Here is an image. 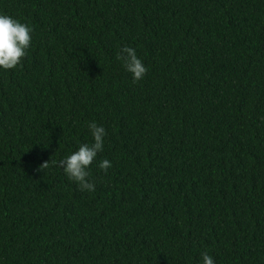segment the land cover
<instances>
[{
    "label": "trees",
    "instance_id": "obj_1",
    "mask_svg": "<svg viewBox=\"0 0 264 264\" xmlns=\"http://www.w3.org/2000/svg\"><path fill=\"white\" fill-rule=\"evenodd\" d=\"M0 13L34 31L0 71V264L205 251L264 264V0H0ZM124 46L148 69L139 82ZM91 121L107 135L88 193L59 161L91 143Z\"/></svg>",
    "mask_w": 264,
    "mask_h": 264
},
{
    "label": "clouds",
    "instance_id": "obj_2",
    "mask_svg": "<svg viewBox=\"0 0 264 264\" xmlns=\"http://www.w3.org/2000/svg\"><path fill=\"white\" fill-rule=\"evenodd\" d=\"M33 35L31 26L8 14L0 13V71L7 72L22 64L33 43ZM116 59L131 75L133 82L142 80L148 71L144 62L137 56L136 50L131 46L122 47ZM87 129L91 143L79 144L75 151L59 161V165L64 175L69 181L77 184L79 190L93 193L96 186L90 177V166L97 160L98 154L103 152L107 132L95 121L88 122ZM48 164L44 163L41 167L46 168ZM98 167L107 173L112 164L105 158L99 161ZM200 264H215V261L213 256L205 251L201 253Z\"/></svg>",
    "mask_w": 264,
    "mask_h": 264
}]
</instances>
